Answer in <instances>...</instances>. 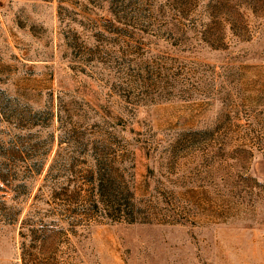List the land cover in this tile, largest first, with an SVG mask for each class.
<instances>
[{
	"label": "rangeland",
	"instance_id": "1",
	"mask_svg": "<svg viewBox=\"0 0 264 264\" xmlns=\"http://www.w3.org/2000/svg\"><path fill=\"white\" fill-rule=\"evenodd\" d=\"M0 264H264V0H0Z\"/></svg>",
	"mask_w": 264,
	"mask_h": 264
}]
</instances>
